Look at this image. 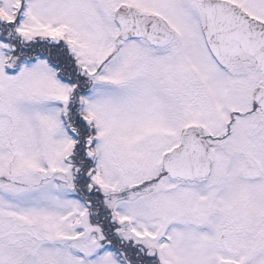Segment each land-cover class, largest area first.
<instances>
[{
	"label": "snow or ice",
	"instance_id": "snow-or-ice-1",
	"mask_svg": "<svg viewBox=\"0 0 264 264\" xmlns=\"http://www.w3.org/2000/svg\"><path fill=\"white\" fill-rule=\"evenodd\" d=\"M0 264H264V0H0Z\"/></svg>",
	"mask_w": 264,
	"mask_h": 264
}]
</instances>
